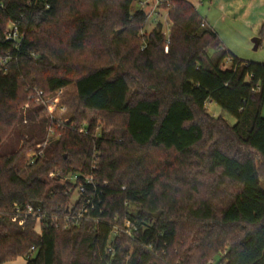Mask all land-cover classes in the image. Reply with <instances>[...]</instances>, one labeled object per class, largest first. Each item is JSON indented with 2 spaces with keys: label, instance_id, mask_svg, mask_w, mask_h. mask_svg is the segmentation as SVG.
Returning <instances> with one entry per match:
<instances>
[{
  "label": "trees",
  "instance_id": "1",
  "mask_svg": "<svg viewBox=\"0 0 264 264\" xmlns=\"http://www.w3.org/2000/svg\"><path fill=\"white\" fill-rule=\"evenodd\" d=\"M134 1L0 0V146L23 142L0 151V264H207L222 250L220 264H264V63L227 48L189 0L161 4L168 36L161 21L143 33ZM70 84L78 106L63 124L28 97Z\"/></svg>",
  "mask_w": 264,
  "mask_h": 264
},
{
  "label": "rangeland",
  "instance_id": "2",
  "mask_svg": "<svg viewBox=\"0 0 264 264\" xmlns=\"http://www.w3.org/2000/svg\"><path fill=\"white\" fill-rule=\"evenodd\" d=\"M164 0H135L132 3V10L142 8L148 13V19L142 32H149L156 25L158 21L163 23V31L166 36L169 34L171 21L167 15V11L161 7ZM194 3L200 15L206 20L207 24L215 28L220 38L224 42L225 46L231 51L236 53L237 56L256 62L264 63V41L255 48L253 38L259 35L261 22L264 17V0H189ZM229 65V63H227ZM34 89V88H33ZM39 90V89H37ZM137 95L138 87L135 86L133 89ZM30 100L35 103H42L45 105V114L48 117L54 116L59 123L66 122L71 114L75 111L78 106L77 91L74 84H70L64 88H61L55 92L44 93L42 96H38L36 90H30L28 95ZM31 102V101H30ZM26 102L22 105L21 113L23 119L17 122L18 128L24 130L30 128L32 125L31 121L27 117L28 110L31 108L32 103ZM51 109H49V107ZM65 106L66 110L62 111L61 107ZM206 110L213 116H221L225 118L230 124L236 122V118L230 113L221 115L222 109L213 102H207ZM262 113L264 114V106ZM87 116L89 119L97 118V122L101 124V127L106 126L105 120H103L96 112H88ZM40 118L36 122H39ZM57 122V123H58ZM50 129H47L46 138L48 139L52 134ZM46 141L41 144H37L33 147H27L22 152V165L26 167L27 164L31 163V160L35 158V154L38 153L37 148L40 146L46 147ZM23 142L20 141L16 134H12L7 138L0 146V151H9L14 148L22 147ZM156 155H165L164 152L156 150L153 151ZM260 175L264 182V171L260 168ZM51 176V172L48 174ZM52 177V176H51ZM74 200L72 199V202ZM129 232L128 226L130 223L124 220L122 224L116 225ZM127 227V229H126ZM39 227H37L38 229ZM225 250L217 253V255L207 264H220L219 259ZM24 258V257H23ZM26 260L19 259L17 264H23L22 261Z\"/></svg>",
  "mask_w": 264,
  "mask_h": 264
},
{
  "label": "built area",
  "instance_id": "3",
  "mask_svg": "<svg viewBox=\"0 0 264 264\" xmlns=\"http://www.w3.org/2000/svg\"><path fill=\"white\" fill-rule=\"evenodd\" d=\"M200 1H205V0H200ZM5 36H6V39L12 41V43L14 44L15 47L20 46L22 34L20 32L19 26L16 23H11L9 25ZM1 61L5 62L6 59H1ZM36 92H37L38 96H42L44 94V92L42 90H36ZM48 107H49V109H51L50 106H48ZM61 110L65 111L66 110L65 106H62ZM51 117H54V116H51ZM50 131L52 132V129H50ZM80 131H85V128H81ZM33 161L34 160L32 159L31 162H33ZM80 175H78V174L65 175L63 180L71 179V180L75 181L79 178ZM51 176H55V173L51 172ZM84 178H85L86 182L94 184V180H93V177L91 175H88V176L85 175ZM77 190H78V192H77L76 196H74V198H73L74 201L72 202V205L78 201L79 195L84 193V191H85L84 185L80 184L78 186ZM72 205L70 207H72ZM17 210H18V212H24L26 214H33L34 216L39 215V213L35 212L34 209L32 208V206H30V205H27L25 210H20L19 208ZM78 217H72V219H73L72 222H76L78 220Z\"/></svg>",
  "mask_w": 264,
  "mask_h": 264
},
{
  "label": "water",
  "instance_id": "4",
  "mask_svg": "<svg viewBox=\"0 0 264 264\" xmlns=\"http://www.w3.org/2000/svg\"><path fill=\"white\" fill-rule=\"evenodd\" d=\"M260 41H261L260 36H256V37L253 38V42L255 44V48H257L259 46ZM223 114H224V110L221 111V115H223ZM159 213L160 212L155 213V217H158Z\"/></svg>",
  "mask_w": 264,
  "mask_h": 264
},
{
  "label": "crops",
  "instance_id": "5",
  "mask_svg": "<svg viewBox=\"0 0 264 264\" xmlns=\"http://www.w3.org/2000/svg\"><path fill=\"white\" fill-rule=\"evenodd\" d=\"M262 20L264 21V17H263ZM263 21H260L261 24L263 23ZM206 23H207V22H206ZM258 36H259V35H258ZM223 43H224V42H223ZM224 45H225V44H224ZM235 54H236V53H235ZM240 58H241V57H240ZM19 259H24V258H23V257H19V258L15 259V260L4 262L3 264H17V261H18ZM22 263H23V264H26V260H23Z\"/></svg>",
  "mask_w": 264,
  "mask_h": 264
}]
</instances>
